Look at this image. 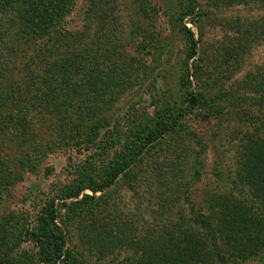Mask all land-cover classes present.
<instances>
[{
  "label": "rangeland",
  "instance_id": "obj_1",
  "mask_svg": "<svg viewBox=\"0 0 264 264\" xmlns=\"http://www.w3.org/2000/svg\"><path fill=\"white\" fill-rule=\"evenodd\" d=\"M32 1L41 0H19L18 5L28 8ZM42 1L36 9L54 12L56 28L73 35L54 52L76 51L89 62L80 75L81 85L71 93L81 108L63 111L70 118L58 121L40 107L28 111L32 121L25 135L0 134L3 171L24 177L0 188V220L13 219L0 230V264H38L31 231L45 203L85 174L100 177L114 155L128 153L131 140L143 137L144 125L155 123L169 105L175 113L183 110L179 124L143 146L139 160L111 188L96 194L106 198L96 209L101 211L98 217L107 210L122 215L137 232V241H144L160 218L161 196L178 197L179 206H185L188 197L200 206L231 193L249 195L241 182L246 140L242 130H253L264 140V102L253 100L264 95V0H198L201 13L193 16L196 22L191 16L181 20L178 0H146V12L135 0ZM137 20L142 31L132 35ZM182 25L199 43L193 89L209 104L214 100L212 105L190 108L183 83L187 42ZM74 36L79 40L73 41ZM103 62L105 73L111 62L119 72L106 90L102 73L94 69ZM189 63L192 72V60ZM122 74L132 77L125 89L119 81ZM83 94L89 96L85 102L79 98ZM231 94L240 99L237 104L228 102ZM83 194L93 192L87 189ZM88 211L82 209V221ZM62 215L66 221L70 218L64 229L82 264H123L133 254L134 250H119L99 256L85 241L88 226L66 210ZM238 264H264V250L262 258Z\"/></svg>",
  "mask_w": 264,
  "mask_h": 264
},
{
  "label": "trees",
  "instance_id": "obj_2",
  "mask_svg": "<svg viewBox=\"0 0 264 264\" xmlns=\"http://www.w3.org/2000/svg\"><path fill=\"white\" fill-rule=\"evenodd\" d=\"M18 1L0 0V134H4L5 138H12L8 134L23 133V136L27 133V127L32 121L28 111L32 109L43 107L48 115L57 116L58 121H61L62 117L63 120L70 118L68 113H63L64 110H79L81 107L71 93L81 85L78 82L80 75L87 71L85 63L89 62L87 56L76 51L64 54L54 52L61 51L62 46L68 44L67 41L73 35H69V31L56 28L58 19L54 12L47 14L45 10L40 13L36 9L42 6L44 1H32L28 8L18 5ZM135 1L143 12L150 7L146 0ZM178 1L181 20L191 16L192 22L195 21L193 16H199L201 13L199 1ZM139 21L133 22L132 35L141 33ZM180 31L184 33L187 42L186 75L183 83L189 90L190 108L196 109L203 104L212 105L214 100L209 104L202 94L193 89L192 80L199 70V43L186 25H182ZM74 38L73 41L79 40L77 36ZM85 53L91 54L86 50ZM105 62L97 63L94 68L98 74L103 75L104 90L107 89L106 84L119 74H116L117 65L113 62L109 72L105 73ZM16 70H19L20 75L15 74ZM131 78L125 74L120 76L119 81L124 89ZM79 98L85 102L89 96L83 94ZM258 99L264 102V95L254 97L253 100L258 102ZM239 100L237 95H228L230 103L237 104ZM173 109L174 106L169 105L166 111L160 110L155 123H146L143 127V137L131 140L133 145L128 153H116L100 177L85 174L62 187L57 197L45 203L31 231L37 249L38 264H82L73 248L69 246L64 227L70 218L66 221L62 212L66 210L73 218L81 220V211L86 207L90 211L80 222L84 228H89L84 238L90 249H95L101 257H108L119 250H134L123 264H238L262 258L264 140L253 130H242L246 140L241 149V182L249 188L247 197L231 193L229 197H222L219 202L207 201L200 206L185 197V206H179L178 197L172 199L161 196L157 213L160 218L150 228L144 241H137L133 235L137 232L127 225L122 215L107 210L102 217H98L101 211H97L102 208L100 203L106 198L97 197L96 194L111 188L117 179L139 160L143 146L158 141L179 124L183 110L179 109V112L175 113ZM23 178L6 174L0 159V188L13 186ZM87 189L91 190L93 195L83 194ZM170 189H174V184ZM179 190L180 187L176 185L175 191ZM12 220V217L1 219L0 230L6 228Z\"/></svg>",
  "mask_w": 264,
  "mask_h": 264
}]
</instances>
